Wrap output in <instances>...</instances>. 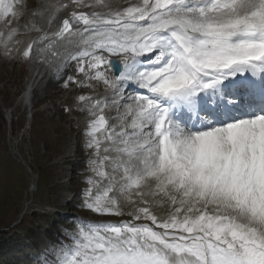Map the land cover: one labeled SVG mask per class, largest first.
I'll return each mask as SVG.
<instances>
[{
    "label": "snow or ice",
    "instance_id": "6c2138e0",
    "mask_svg": "<svg viewBox=\"0 0 264 264\" xmlns=\"http://www.w3.org/2000/svg\"><path fill=\"white\" fill-rule=\"evenodd\" d=\"M22 15L0 0L6 50ZM32 15L23 56L63 42V87L104 89L76 97L91 101L94 155L104 134L90 163L108 181L94 194L89 177L83 206L131 217L77 218L45 264H264V0H45Z\"/></svg>",
    "mask_w": 264,
    "mask_h": 264
},
{
    "label": "rangeland",
    "instance_id": "374dc122",
    "mask_svg": "<svg viewBox=\"0 0 264 264\" xmlns=\"http://www.w3.org/2000/svg\"><path fill=\"white\" fill-rule=\"evenodd\" d=\"M9 2L22 9L23 15L13 23V27H18L19 34L8 44L10 51L6 50L4 38L0 37V93L7 94L9 99L7 101L9 107L5 110H2L0 104V152L9 149L7 141L10 138L9 142L12 144L14 141L17 144L23 158L31 167L37 170L43 167L48 168L49 175L44 192L37 191L32 201H29L28 188L31 179L26 168L12 167L9 171H13V178L6 181L7 171L3 172L0 164V246L2 245L0 264H34L37 260L44 258L43 253L46 254V249L49 250L51 259L54 258L55 250L61 245L55 244L57 235L71 238L77 232L80 226L78 220L70 217V213L65 214L66 203L71 198L75 200L74 205L81 208L82 212L90 218H97V222H108V218L124 220L131 217L102 216L83 206L85 189L89 187L88 178L91 177L98 182L93 189L94 194L102 193L108 181L97 176L92 171L93 165L90 163L91 160H96L99 165L100 159L105 154L104 142L102 141L98 156L93 154V149L86 147L85 130L88 121L95 118L88 114L91 101L80 103L76 97L82 94L102 97L104 93L102 86L95 89H80L75 85H69L65 88L63 81L59 80L48 87L45 86L44 89L37 87L29 100L32 105L30 112L33 116L25 120L26 111H28L25 93L33 80V72L35 69L46 67L50 60L49 58L47 64L46 57L50 51L45 50L42 53L38 51L43 47L40 43L34 46L29 58L23 56L28 44L39 35L32 28L31 23L39 17H34L32 13L36 11L37 5L44 3L45 0H9ZM112 2L124 3V0H112ZM26 24L27 27H25ZM38 26L51 31L56 27V20H53L51 26L47 24ZM0 32L7 35L2 21H0ZM59 43L58 41L54 45L53 51L56 47L57 50L62 49V51L70 49L63 42L58 46ZM44 60L46 63L43 62ZM74 66L75 62H72L64 78L74 74ZM25 85L26 88H24ZM22 91L21 98L17 100ZM66 108L69 110L65 111ZM104 114L115 116V111L109 109ZM97 135L102 139L104 134ZM102 170L111 171L107 162L104 163ZM75 173H79V176L73 177ZM121 205L127 212L128 205L123 200ZM25 206L27 211L22 222L19 223V214L24 211ZM58 209H62L60 219L56 215ZM35 210L38 212L31 214ZM166 210V207L156 209L158 213ZM41 211L46 214H42ZM40 214L42 216H39ZM55 218L58 221L52 223ZM101 218L104 219L100 220ZM84 221L91 222L86 219ZM41 232L49 234L45 237ZM27 235H33V237L26 239ZM63 243L68 244L66 241ZM27 250L33 254L26 253Z\"/></svg>",
    "mask_w": 264,
    "mask_h": 264
},
{
    "label": "bare ground",
    "instance_id": "6f19581e",
    "mask_svg": "<svg viewBox=\"0 0 264 264\" xmlns=\"http://www.w3.org/2000/svg\"><path fill=\"white\" fill-rule=\"evenodd\" d=\"M61 43L62 42H60L58 46H60ZM66 46H69V48H70L69 50H71V46L70 45H66ZM63 48L65 49V47H63ZM56 49H57V47H56ZM56 51L59 53V55L56 56V57L52 56V58L49 60V64H48L49 67L53 68L52 73L50 75V78L47 79V76L49 75V73L46 72V71H43L44 69L47 70L46 67L34 70V72H33V80L31 82V84L28 86V89H27L26 93L24 92L27 101H29L31 99L32 92H33V90L35 88L42 87V89H44L45 86L48 87L52 83H56V82L59 81L57 79V75L58 74L56 73L55 68H56L57 64L60 62V61L57 62V58H59V57L63 58V54H64L65 51H62V49L61 50H56ZM67 69L68 68L65 69V74L67 72ZM23 97H24V95H23Z\"/></svg>",
    "mask_w": 264,
    "mask_h": 264
},
{
    "label": "trees",
    "instance_id": "16d2710c",
    "mask_svg": "<svg viewBox=\"0 0 264 264\" xmlns=\"http://www.w3.org/2000/svg\"><path fill=\"white\" fill-rule=\"evenodd\" d=\"M0 164L2 165V170L3 172H6V181H8L9 179L13 178V171H9L12 167H16L19 169H22L23 166L17 162L15 159L12 158V156L9 154V152L7 150H3L2 152H0ZM37 172L38 173V183H37V190L40 193H43L44 188L47 185V178L49 175V170L48 168H42L41 170H34L33 173ZM15 177V175H14ZM40 185H42V187L40 188ZM72 210L76 209V206L71 207ZM1 241V239H0Z\"/></svg>",
    "mask_w": 264,
    "mask_h": 264
}]
</instances>
